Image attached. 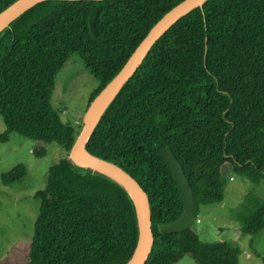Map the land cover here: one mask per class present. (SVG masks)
<instances>
[{
  "label": "trees",
  "instance_id": "1",
  "mask_svg": "<svg viewBox=\"0 0 264 264\" xmlns=\"http://www.w3.org/2000/svg\"><path fill=\"white\" fill-rule=\"evenodd\" d=\"M15 0H0V12ZM182 0H46L0 32V117L4 131L65 155L34 197L39 210L24 264H124L139 238L135 204L113 179L72 162L82 127L51 106L55 78L76 56L98 81L89 103L120 70L149 29ZM157 146L181 164L195 206L220 203L229 174L264 181V0H205L150 48L90 133L85 148L126 171L145 191L153 245L144 264H238L242 250L202 241L191 227L163 234L182 199ZM225 167V168H224ZM224 168V170H223ZM19 164L4 185L26 174ZM241 236L264 230V198L253 192L231 210ZM264 263V257L256 254Z\"/></svg>",
  "mask_w": 264,
  "mask_h": 264
},
{
  "label": "rangeland",
  "instance_id": "2",
  "mask_svg": "<svg viewBox=\"0 0 264 264\" xmlns=\"http://www.w3.org/2000/svg\"><path fill=\"white\" fill-rule=\"evenodd\" d=\"M98 81L85 69L78 57H71L55 78L51 106L59 113L62 123L70 122L75 128L82 125L88 107L90 93ZM0 117V133L4 131ZM38 142L11 133L7 142L0 143V264H24L33 234V225L39 210V199L34 194L46 183L48 168L65 155L56 144H46L45 155L35 157L32 153ZM72 158V153L68 156ZM22 164L26 174L15 182L4 185L1 175ZM225 168V167H224ZM223 168V170H224ZM253 192L264 198V181L255 186L237 174H229L220 203L199 206L197 220L192 228L202 241H227L238 245L242 252L238 264H264V230L252 239L241 236L231 210ZM176 264H194L185 256Z\"/></svg>",
  "mask_w": 264,
  "mask_h": 264
},
{
  "label": "water",
  "instance_id": "3",
  "mask_svg": "<svg viewBox=\"0 0 264 264\" xmlns=\"http://www.w3.org/2000/svg\"><path fill=\"white\" fill-rule=\"evenodd\" d=\"M46 0H15L0 12V32L22 12L34 4ZM76 1V0H66ZM205 0H182L167 12L149 29L147 34L134 48L120 70L102 88L89 103L84 114L82 127L70 149V153L78 156L76 163L94 172L103 174L121 185L132 198L137 214L139 238L137 245L124 264H144L153 245L148 198L140 185L121 167L89 153L85 143L95 127L104 109L116 95L121 86L134 74L153 44L182 16L193 8L200 6ZM159 153L168 164L177 183L181 199L182 212L178 218L159 225L163 234L178 233L192 227L195 216L194 198L184 170L168 147L157 146ZM69 158V157H68ZM70 159V158H69Z\"/></svg>",
  "mask_w": 264,
  "mask_h": 264
},
{
  "label": "bare ground",
  "instance_id": "4",
  "mask_svg": "<svg viewBox=\"0 0 264 264\" xmlns=\"http://www.w3.org/2000/svg\"><path fill=\"white\" fill-rule=\"evenodd\" d=\"M72 158L75 160V163H79L80 162L78 156H76L75 154H72Z\"/></svg>",
  "mask_w": 264,
  "mask_h": 264
}]
</instances>
